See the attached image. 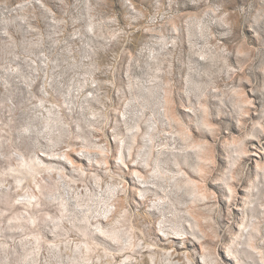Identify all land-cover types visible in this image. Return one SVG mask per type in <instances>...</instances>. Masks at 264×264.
Masks as SVG:
<instances>
[{"label":"rangeland","instance_id":"1","mask_svg":"<svg viewBox=\"0 0 264 264\" xmlns=\"http://www.w3.org/2000/svg\"><path fill=\"white\" fill-rule=\"evenodd\" d=\"M0 264H264V0H0Z\"/></svg>","mask_w":264,"mask_h":264}]
</instances>
